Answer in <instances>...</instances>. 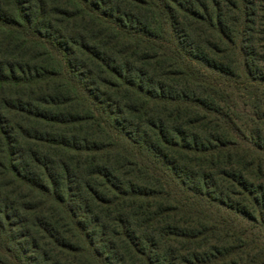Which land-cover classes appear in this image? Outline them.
Masks as SVG:
<instances>
[{
    "label": "trees",
    "instance_id": "1",
    "mask_svg": "<svg viewBox=\"0 0 264 264\" xmlns=\"http://www.w3.org/2000/svg\"><path fill=\"white\" fill-rule=\"evenodd\" d=\"M0 264H264V0H0Z\"/></svg>",
    "mask_w": 264,
    "mask_h": 264
}]
</instances>
